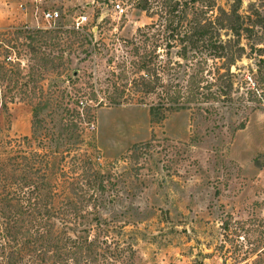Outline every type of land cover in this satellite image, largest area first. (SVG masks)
Instances as JSON below:
<instances>
[{
	"label": "rangeland",
	"instance_id": "1",
	"mask_svg": "<svg viewBox=\"0 0 264 264\" xmlns=\"http://www.w3.org/2000/svg\"><path fill=\"white\" fill-rule=\"evenodd\" d=\"M216 1L227 7L232 0ZM252 4L264 9V0H240L239 13L249 11ZM40 5L59 12L56 22L62 31L35 32L31 14L22 13L16 0L0 8V59L8 55L23 65L16 70L15 87L0 81V102L6 103V107L0 104V179L11 196L9 205L2 204L0 230L15 223L6 216L8 211L14 217L23 215L16 213L14 204L26 210V187L17 183L22 182L23 169L9 156L16 149L42 150L34 139H27L24 147L22 136H29L32 129V107L28 99L17 98L19 92H73L84 89V78L97 89L108 70L106 59L115 62L122 53L119 47L106 53L104 46L89 53L74 47L60 50L65 41L51 46L38 38L64 39L68 33L63 29L83 16L84 31L107 42L129 36L150 19L125 0H42ZM10 24L27 25L30 30L7 42L13 35L6 29ZM30 45L38 47L35 53ZM45 57L48 62L43 65ZM249 67L263 71L264 61L252 54L230 69L239 76ZM72 70L79 80L68 83L74 77ZM11 94L16 97L10 98ZM247 102L242 106L232 99L215 118L182 108L169 110L158 121L150 118L144 103L103 104L92 109L91 121L81 120L76 130L82 139L63 157L54 155L52 165L66 173L79 172L72 168L74 155L88 154L90 168L109 175L99 213L108 229V264H264V103ZM49 110L47 105L41 112ZM44 123L50 124L47 116ZM51 168L57 174V167ZM54 183L58 190L70 187L61 175ZM222 221L227 222L224 229ZM15 229L13 225L9 233H16Z\"/></svg>",
	"mask_w": 264,
	"mask_h": 264
},
{
	"label": "trees",
	"instance_id": "2",
	"mask_svg": "<svg viewBox=\"0 0 264 264\" xmlns=\"http://www.w3.org/2000/svg\"><path fill=\"white\" fill-rule=\"evenodd\" d=\"M125 1H131L150 18L129 36L111 37L106 42L102 37L93 38L91 32L84 31V25L73 24L63 29L68 33L64 39L59 35L52 42L38 38L42 44L51 46L65 41L60 50L74 47L89 53L99 52L104 46L106 53H113L118 47L122 53L115 62L111 57L106 59L108 70L97 89L89 78H84V89L73 92H19L17 98L28 99L32 107V129L29 136H22L24 147L27 139H34L41 143L42 150L29 153L16 149L9 156L12 164L23 169L22 182L17 183L26 187V210L17 203L16 213L23 215L14 217L9 211L6 214L14 219L16 233H9L13 226L9 224L0 230V264H108V229L102 226L106 219L99 213L103 210L109 175L90 168L92 161L88 154L74 155L72 168H79V172L66 173L60 166L52 165L54 155L63 157L70 152V146L82 139L76 128L84 118L91 121L94 107L144 103L150 118L158 121L172 109H192L204 117L215 118L219 108L232 99L242 106L247 101L264 103V70L249 67L238 76L230 69L241 57L252 54L258 61H264V9L258 10L252 4L249 11L239 13L240 0H232L227 7L216 0ZM6 29L13 34L7 42L30 30L22 24H10ZM33 30L43 34L62 31L61 24ZM52 37L55 34L48 36ZM37 48L30 45L34 53ZM45 58L43 65L48 62ZM22 68L18 58L12 60L6 55L0 59V81L15 87L18 84L15 75H19L16 70ZM72 74L74 77L68 78V83L79 80L75 70ZM0 104L6 107L5 101ZM47 105L51 110L47 114L41 112ZM45 116L50 124L44 123ZM51 167H57V174ZM58 175L70 184L69 188H55ZM85 184L87 187L83 188ZM5 185L0 179V213L2 204L9 205L11 199ZM221 227L226 228L227 222L222 221Z\"/></svg>",
	"mask_w": 264,
	"mask_h": 264
},
{
	"label": "built area",
	"instance_id": "3",
	"mask_svg": "<svg viewBox=\"0 0 264 264\" xmlns=\"http://www.w3.org/2000/svg\"><path fill=\"white\" fill-rule=\"evenodd\" d=\"M41 2L42 0H16V6L22 13L26 11V13L29 12L31 14V18L34 22L31 27L40 29H51L56 27L58 25L56 21L59 17V12L55 8H50L49 6L41 8ZM117 6L118 4H116V7ZM83 19V16L77 18L74 22V26L79 25Z\"/></svg>",
	"mask_w": 264,
	"mask_h": 264
},
{
	"label": "crops",
	"instance_id": "4",
	"mask_svg": "<svg viewBox=\"0 0 264 264\" xmlns=\"http://www.w3.org/2000/svg\"><path fill=\"white\" fill-rule=\"evenodd\" d=\"M3 1H5V2H3ZM11 2H13V0H0V8L3 7V5H6V3H9V5H10ZM10 10H11V8H10ZM10 10H8L9 14H10Z\"/></svg>",
	"mask_w": 264,
	"mask_h": 264
}]
</instances>
